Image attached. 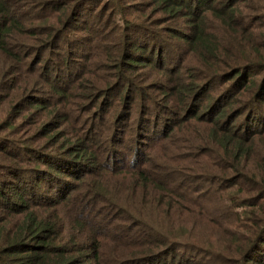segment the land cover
Returning <instances> with one entry per match:
<instances>
[{"label":"trees","instance_id":"obj_1","mask_svg":"<svg viewBox=\"0 0 264 264\" xmlns=\"http://www.w3.org/2000/svg\"><path fill=\"white\" fill-rule=\"evenodd\" d=\"M24 1L30 2L25 15L16 7ZM132 1L0 0V52L7 53L15 65L22 64L9 72L10 68L2 71L0 65V86L5 87V79L10 80L7 86V91H10L13 86L11 80L15 75L17 79L14 83L18 87L21 78L26 81L28 73L35 74V71L42 69L45 72H39L40 76L43 75L40 79L34 77L37 84L33 88L64 97L68 94L67 88L57 78L59 81L65 76L70 78L67 72L65 74L66 69L80 65L82 71L89 66H93V70L95 63L101 70L112 67L115 80L108 81L106 77L107 85L100 88L98 96L95 95L96 89H89L87 94L90 103L97 105L98 113L91 111L90 114L95 113L96 118L103 117V107L114 96L120 98L125 91V101L134 85L138 93L142 94L146 85L153 83L152 80L157 77L150 70L155 64L153 60L160 63L163 71L173 68L167 74H179V67L174 68L175 62L171 65L165 59L166 53L175 50L172 38H185L188 49L197 54L198 61L188 59L192 73L196 70L194 66L207 67L209 58L218 57L217 39L205 33L207 23L204 18L195 26L189 24V15L194 19L196 13L202 14L207 10L215 17L234 18L230 10L231 2L227 0ZM156 12H161L158 17L155 16ZM179 16L187 17L189 29L192 30L191 37L182 32L177 35L172 28L167 32L162 26L164 22L158 24L153 21L161 18L174 24L175 18ZM104 29V33H100ZM15 35L22 44L9 43L7 37ZM139 37L147 38L148 41L144 42ZM232 38L239 44L236 37ZM106 41L114 42L111 45L102 44ZM83 43H88V50L79 55L72 52L71 48L75 44L81 46ZM141 49L148 51L147 54L140 52ZM107 50L110 54L116 53L109 56L106 55ZM242 52L246 59L229 65L223 73L208 72V78L203 76L199 80L190 72L189 82H173V77L172 82L165 79L164 82H171L172 85H164L162 91L160 88L155 91L167 95V89L173 88L171 93L177 98L175 102L179 109L173 110L160 104L161 112H154L155 119L161 122L159 128L154 121L141 127L142 121L147 119L144 115L146 108L137 119L129 114L131 120H136V126L133 128L131 124L130 132L125 129L123 137L119 138L113 136L115 129L109 134L112 140L107 144H103L104 138L108 137L106 131L109 129L106 126L101 130L103 140L95 141L97 147L93 138L83 136L80 142L62 143L60 149L47 151L45 147H29L21 140L2 133L3 126L0 125V152L5 155L0 161V264H264L263 170L257 174L245 171L231 178L224 176L226 184L223 187L219 186L222 180L215 174L214 179L208 181L207 189L212 194L218 191L215 205H219V208L217 212L210 211L211 199L199 190L202 185L195 188L194 184L187 186L186 182L171 183L176 174L188 179V172H182L183 161L189 160L185 156V148H179L181 145L176 143V151L164 149L171 139L173 126L186 122L190 117L202 121L211 119L212 128L196 144L198 153H189L190 160L199 154L201 156L198 158H211L218 151L222 156L216 158H225L228 163L236 161L239 165L245 156L257 157L264 164V145L259 144L264 136V115H259L264 108V56L256 54L248 57L247 49ZM184 55H187L185 50ZM27 57L30 67L26 72L22 67L27 69ZM143 66H147V82H133L129 71H136ZM138 76L140 74L133 77L137 79ZM76 77L78 71L74 78L72 76L73 79ZM25 84L22 83L23 89H26ZM10 96L14 97L13 94ZM162 99L165 97L157 101ZM39 100L42 99L35 100L33 105ZM20 104H15L0 124H6L12 116L18 121L22 117L16 114ZM164 111L171 112L166 119L161 115ZM241 113H245L244 119L232 123ZM119 115L124 117L127 114L121 111ZM256 116L261 118L260 122L259 119L255 120ZM105 119L107 121L106 114ZM9 126L17 135V123L9 122ZM89 131L91 133L93 128H89ZM124 136H130L134 142L136 138L148 139V146L136 142L138 146H134L133 154L135 156L140 149L138 157L141 159L144 151L139 146L145 145L149 158L159 160L158 166L145 158L141 166L135 165L136 161L126 166L121 161L117 162L115 156L120 152L117 143ZM185 145L191 147L189 143ZM105 148L114 153L111 163L104 160ZM146 162L150 163L151 170L145 169ZM121 172L132 173L133 183L142 187L147 201L154 206L155 223L145 220L131 223L132 219L130 223L123 222V204L119 198L107 195L104 186L107 179L114 178V182L119 177L126 179ZM157 173L159 177L154 179ZM248 176L250 183L245 181ZM42 183L58 195L54 197L43 190ZM175 212L176 217L173 216ZM192 213L200 216L202 224H221L227 232L223 236L226 245L214 249L207 238L201 240L190 227L193 220L188 217ZM111 217L117 222L110 223ZM11 224H17L14 233L6 230ZM58 225H67L76 234L71 243L66 244L64 238H54L49 234L48 231L58 230ZM92 226L98 228L93 230ZM109 227L119 230L120 236L108 233L106 229ZM101 235L110 238H101ZM106 242L111 243L106 246L109 251L102 249ZM231 242H234V246Z\"/></svg>","mask_w":264,"mask_h":264},{"label":"rangeland","instance_id":"obj_2","mask_svg":"<svg viewBox=\"0 0 264 264\" xmlns=\"http://www.w3.org/2000/svg\"><path fill=\"white\" fill-rule=\"evenodd\" d=\"M130 3H133L132 0H127ZM231 2V11L234 13V18L230 19H224V17H215L213 14H209L207 10H204L201 13H196V16L194 19L189 15L188 17L190 19H187V17H177L175 18L174 24L173 22L168 21H162L161 18L153 20L157 22L158 24H162L163 27L166 28L167 32H170V28L176 30V34L178 32H182L185 34H188L189 37H191L192 30L189 29V24L192 23L193 25H198L203 20L206 24V31L205 33H209L212 36H215L217 39V53L218 57H212L209 58L208 66H194L195 72L192 73V71L189 69L191 67V63L188 61V59H192L194 61H198L197 54H195L192 49H188V44L186 42L185 38H172V43L174 45V51L168 52L165 54L166 58L168 59L172 64L175 62V67L179 70V74L177 75L175 72H171L170 74H167V69L163 71L161 69L160 63L153 60L154 67L151 66L150 70L154 74H157V77L155 78L153 75L154 80H152V84H147L146 87L142 90L143 93H138V90L136 89V85L131 87L129 92V97L123 101V98L125 97V91L121 94V97L114 96L103 108L101 111V114L103 115L96 118L95 113L92 115L90 114L91 111L94 112L97 110V105H92L91 99L88 98L87 94L90 90H95L97 93L96 96L99 95L100 88H103L107 85V82H105L106 77L108 81H114L116 76L114 77V73L112 71V67L109 70H101L98 66H96L93 70V66H89V68H85L83 71L80 70V65L71 66V69L65 70L69 74L70 78L65 76L62 77L59 81V83H63L67 88V93L64 97L58 96L56 93H50L46 91H38V88H33L35 83L37 84L36 79L42 78L40 76L39 72L42 71L43 73L45 70H38L35 71V74H29L27 75L26 81H24L23 78L20 80V84L18 87H16V79L17 75L13 77L11 80V89L10 91H7V86L10 82V80L5 79V87L0 86V123L3 119L7 118L8 113L12 109V107L17 104L21 103L20 107L17 108V113L19 117L18 121L14 120V116L8 118V122L6 124H0L3 126V132L7 133L10 136H13V138L19 139L27 146L29 147H45V149L48 150H58L61 147L62 143H69V142H80V137L88 136L89 138H93V143L95 144V141L98 139L103 140V133L101 130L106 126L109 131H106L107 136L104 138L105 141H103V144H107L110 140H112L111 134L115 129L113 136L116 138L123 137V132L125 129H127L128 133L129 127L132 124V127L134 128L136 126V120H131V117L134 115L135 118L143 113V109L146 108L145 111V117L147 119H144L142 121L141 127L144 128V124L152 123L154 121L157 128L160 127L161 122L160 120L155 119L154 112H161L160 104L165 105V107H170L173 110H177L179 108L176 107V102L178 101L176 97L173 96L171 93L173 91V88L167 89V95H164V93H160L155 91V89L160 88L161 91L164 89V85H172L171 78L173 77V82H177L178 80L189 82V76H191L190 72L192 73V76H196L200 78L201 80L203 76L208 75L206 73H212L213 71H217L220 73H223L224 70L227 69V67L236 61L244 60L246 57L242 54L243 50L249 51V56L252 57L256 54H263L261 53V50L264 51V0H227ZM20 9V11L24 12L23 15L29 10L30 8V2L27 3V1L21 2L20 5L16 6ZM161 13V12H159ZM159 13L156 12L155 16H159ZM200 14V15H198ZM151 16V14L149 15ZM218 16V15H217ZM202 18V19H201ZM189 20L191 22L186 21ZM78 22V21H77ZM105 29L100 32L104 33ZM178 35V34H177ZM91 37V36H90ZM232 37H236L239 44H237ZM132 37L131 39H133ZM140 40L147 42V38L139 37ZM9 43H15V44H22L21 41L17 40L16 35L13 37H7ZM114 39V38H112ZM27 40L32 42L30 37H27ZM99 39L96 41L98 42ZM115 41V40H114ZM113 41V42H114ZM113 42H103L102 44H109L111 45ZM8 43V44H9ZM143 43V42H141ZM22 46V45H20ZM73 53H77L78 55L81 52H85L88 50V43H83L81 46L76 45L75 47L71 48ZM21 51V47L19 49ZM184 50L187 55H184ZM95 51V47H94ZM140 52L143 54H147L148 51L145 49H141ZM102 53V51H101ZM116 52L113 54H110L109 50H107L106 55H115ZM30 53L29 55H31ZM34 56H37V53H34ZM33 56V57H34ZM75 56V57H74ZM73 58L76 59V55H74ZM184 57V58H183ZM176 58V61H175ZM142 58L141 60H143ZM164 59V60H165ZM166 60L168 63L169 61ZM54 61V60H53ZM207 63V62H206ZM27 69H25V66L22 67V70L28 71V67H30L28 57L25 61ZM0 65L2 67V71L6 70L8 68V72L13 70L15 67L19 68L21 67V63H18L15 65L14 60H11L7 53L0 52ZM10 65V67H9ZM38 65V64H37ZM36 65V67H37ZM52 68V66H51ZM72 70V71H71ZM193 70V68H192ZM78 71V77L73 79L77 75ZM6 72V73H8ZM129 75H131L133 82H138L139 84H144L147 82V66H143L136 71L130 70ZM75 73V74H74ZM142 73V75H141ZM1 74V73H0ZM74 74V75H73ZM137 74H140V76L137 77V79H134L133 76H137ZM73 76V78H72ZM260 76V75H259ZM35 77V78H34ZM220 78V77H219ZM70 79V80H69ZM168 80L171 82H164V80ZM26 82V89H23L22 83ZM62 84V85H63ZM135 84V83H134ZM61 85V84H59ZM76 85V86H75ZM91 86V87H90ZM144 86V85H143ZM47 88L50 90V87L47 86ZM51 91V90H50ZM99 91V92H98ZM171 94H169V93ZM94 93V91H93ZM13 94L14 97L12 98L10 95ZM162 94V95H161ZM160 101H157L160 98H164ZM41 98L42 100L36 101V104L33 105L32 102H35V100ZM119 98V99H118ZM175 99L177 100L175 102ZM115 100V101H114ZM114 101V103H112ZM153 102H155L153 104ZM211 102L207 103V107ZM38 104V105H37ZM155 109V110H154ZM123 111L127 115L124 117H121L119 114ZM97 112V111H96ZM206 112V111H205ZM203 111V113H205ZM208 112V110H207ZM98 113V112H97ZM171 113V112H170ZM169 112H165L161 114L165 119L170 114ZM105 114L107 116V121L105 119ZM129 114H132L129 118ZM260 116L264 115V108L262 110V114H259ZM258 115V116H259ZM245 113H241L236 117L235 121H232V123H237L238 121H241L244 119ZM258 116H256L255 120L259 119ZM228 117V116H226ZM250 117V116H249ZM233 119V117H231ZM261 119V118H260ZM259 119V122L261 121ZM123 120V121H122ZM149 120L150 122H147ZM9 122H15L17 123V135H15V131L11 129L13 126H9ZM168 122H171L168 120ZM235 123V124H236ZM257 124L258 121H255ZM152 125V124H151ZM45 126V128H44ZM258 126V125H256ZM155 127V128H156ZM43 131H42V129ZM89 128H93V131H89ZM172 136L169 140V143L166 144L165 148H169V152L176 151L177 144H180L181 147L184 149L186 158H189L187 161H183V169L182 172H188V179H186L183 175L182 176H176L173 178V181L171 183H175L177 181L186 182L187 186H192V184L195 185V188H199L201 185V188L199 189L201 193H204L205 197H209L211 199L210 201V211L217 212V208H219V205H215L216 203V194L218 191L211 193V191L207 188L208 187V181L213 180L215 177V174L219 176V178L222 180L219 186L223 187L226 184V179H224V176L226 178H231L232 176H239L238 174H242L243 172H251L254 174H257L258 171L263 170L264 167H262L263 160L258 159L257 157H245L243 156L240 160L239 165L236 161L228 163L225 158H216L222 156V154L215 152L214 156H211V158H205L201 157V154L196 156L193 160L189 153L191 151L197 152V146L196 144L199 143L200 138L202 135H207L212 128V121L211 119L207 120H195L194 117L188 118V120L185 122L178 123L176 126H173ZM199 132V134H198ZM264 132V131H263ZM197 135V136H196ZM151 136L148 139H150ZM262 141H259L260 145H264V136L261 137ZM145 138H136L135 142L128 136L127 138L118 140L117 148L120 151L118 156H115V159L117 162H122L125 166L131 164L132 162L136 161L137 163L135 165H142V159L145 158L146 161H148L156 166L157 161L159 160L155 158L156 161H154L152 158H149V154H147L145 149V145L139 146L141 148V151H144L143 157L139 159V151L138 149L136 151V155L133 154V149L136 142L140 141L141 143H146L148 141ZM100 142V141H99ZM102 142V141H101ZM92 143V141H91ZM177 143V144H176ZM190 144L191 147H185V144ZM147 144V143H146ZM150 143L147 144V146ZM97 147V144H95ZM208 148L210 146H207ZM259 147V146H257ZM188 148V149H186ZM106 154H103L104 160H108L107 162L111 163L114 158V153H111L107 148H105ZM5 156L2 152H0V161H2V158L4 159ZM2 157V158H1ZM163 159V158H161ZM55 160V158H53ZM200 163H198V161ZM4 162V160H3ZM146 162L144 164L145 169H150V163ZM219 164V165H216ZM180 165V163L178 164ZM182 165V164H181ZM180 165V166H181ZM187 166L188 168H186ZM156 170V169H154ZM238 170V171H237ZM159 171V170H158ZM162 172V171H161ZM239 172V173H238ZM125 178H117L114 182V178L108 180L104 186H106V194L111 195L114 198L117 197L120 200V203L123 204V222L127 223L130 219L133 221L131 223H135L138 220H145L149 223H155L157 218L154 216V210L151 205L150 201H147V195H144V190L141 186L133 183V174L129 172H121ZM118 176V175H115ZM202 176V177H201ZM132 177V178H131ZM159 177V173L155 174V178ZM223 178V179H222ZM136 179V178H135ZM203 180V182H202ZM205 180V181H204ZM228 180V179H227ZM246 182L250 183V176H248L245 179ZM241 182V180H240ZM43 190L48 191L52 196L56 197L57 192L53 191V189L48 190V185L42 183ZM204 188V189H203ZM156 204V202H155ZM182 205V203H180ZM183 206V205H182ZM108 215V214H107ZM61 216V215H60ZM111 216V214L109 215ZM107 216V217H109ZM173 216L176 217V212L173 213ZM62 217V216H61ZM106 217V216H105ZM63 218V217H62ZM188 219L193 220L190 227H193V231L196 232L201 240H205L206 238L211 242V245L214 247L221 248L222 246H225L226 243L223 240V236L227 235L226 230H224L221 227V224L217 226L215 223L210 224H202L200 220V216H197L196 213H192ZM63 221L65 223V220L63 218ZM117 222L115 221V218H110V223L113 224ZM217 221H219V218H217ZM130 223V221L128 222ZM223 225V224H222ZM99 227V225H98ZM98 227H91L93 230ZM17 224H11L6 227V230L8 232L14 233L16 231ZM58 230L48 231L49 234H51L54 238H64L63 241L67 243H71L73 241V237H76V234L68 228V226H59L57 227ZM87 232L89 230H86ZM106 231L111 234L119 235L121 232L119 230H114L109 227ZM86 234V233H85ZM88 236V233H87ZM101 238H110V236H99ZM89 238V236H88ZM90 242L89 239H87V242ZM109 245H111L110 242H106L104 246H102L103 250H108L107 248ZM231 245L234 246V242H231ZM107 246V247H106Z\"/></svg>","mask_w":264,"mask_h":264}]
</instances>
